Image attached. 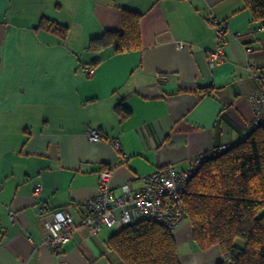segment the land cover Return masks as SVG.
Segmentation results:
<instances>
[{"label":"crops","instance_id":"0c3cea01","mask_svg":"<svg viewBox=\"0 0 264 264\" xmlns=\"http://www.w3.org/2000/svg\"><path fill=\"white\" fill-rule=\"evenodd\" d=\"M123 7L142 14V48L90 50V39L122 28ZM211 16L228 25L215 67ZM43 20L68 27L67 37ZM263 69L264 20L244 0H0V264H125L109 246L119 228L93 235L83 226L101 172L112 171L119 195L160 167L183 169L203 151L240 142ZM120 104L131 110L125 118ZM43 206L67 209L77 225L58 253L45 241ZM175 240L182 264L223 258L218 244L198 246L188 218Z\"/></svg>","mask_w":264,"mask_h":264},{"label":"trees","instance_id":"16d2710c","mask_svg":"<svg viewBox=\"0 0 264 264\" xmlns=\"http://www.w3.org/2000/svg\"><path fill=\"white\" fill-rule=\"evenodd\" d=\"M256 21L264 20V0H244ZM122 28L107 30L90 39L88 48L100 51L112 47L116 53L142 48V14L123 7ZM50 23L66 38L68 27ZM214 87L201 89L212 93ZM117 109L123 118L131 110ZM193 239L201 249L220 245L223 258L217 264H264V124L220 155L205 161L183 194ZM125 264H182L175 232L154 220H140L120 229L109 239Z\"/></svg>","mask_w":264,"mask_h":264},{"label":"built area","instance_id":"2783aa9c","mask_svg":"<svg viewBox=\"0 0 264 264\" xmlns=\"http://www.w3.org/2000/svg\"><path fill=\"white\" fill-rule=\"evenodd\" d=\"M210 23L215 30L216 46L210 53L209 64L215 67L224 61L226 56L224 47L227 43L228 25L217 16H211ZM178 46L184 47V43L178 42ZM87 72L91 76L95 68L90 66ZM256 79L260 87L249 96L255 116L246 124L244 138L264 124V69L256 75ZM88 138L92 142H97L102 138V134L98 129H92ZM113 144L120 150L118 141L114 140ZM227 149V144H221L203 151L183 169L172 164L160 167L143 178L141 187H135L131 182L122 185L119 195L113 193L112 171H102L99 178V192L85 203L87 211L83 226L90 234L96 235L104 227L122 229L140 220L149 219L175 232L187 219L182 197L189 181L205 161L220 155ZM41 188L37 186L35 191L39 192ZM39 221L46 243L56 253L72 239L77 229L75 220L67 209L48 211L43 206L40 208Z\"/></svg>","mask_w":264,"mask_h":264}]
</instances>
